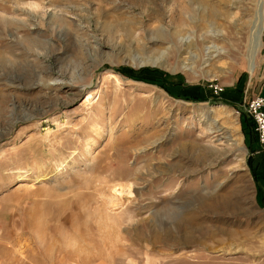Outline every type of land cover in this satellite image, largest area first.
I'll return each mask as SVG.
<instances>
[{"label": "rangeland", "instance_id": "rangeland-1", "mask_svg": "<svg viewBox=\"0 0 264 264\" xmlns=\"http://www.w3.org/2000/svg\"><path fill=\"white\" fill-rule=\"evenodd\" d=\"M0 20V264H264V148L237 110L264 96V0H0ZM120 66L245 81L191 102Z\"/></svg>", "mask_w": 264, "mask_h": 264}, {"label": "trees", "instance_id": "trees-1", "mask_svg": "<svg viewBox=\"0 0 264 264\" xmlns=\"http://www.w3.org/2000/svg\"><path fill=\"white\" fill-rule=\"evenodd\" d=\"M115 71L138 81L156 84L163 88L170 95L191 102H201L206 100L216 102L217 100H220L222 103L232 105L237 102V100L241 99L243 92L241 87L245 81V73H242L234 87L224 88L217 94H214L212 90H208V94H206L205 90L200 85L185 84L182 81V77L180 75H172L158 68L145 66L139 69H133L129 66H120L115 68ZM236 105V107L239 106L237 103ZM237 110L240 112V124L242 132L245 136L246 145L249 150L252 149V152L256 148V146H253V144L256 145V135L254 132L253 120L241 108H237ZM260 163L264 164L263 159L255 162L252 155H249L247 158V165L256 184L258 200L264 207V186L261 187V179L257 173V168L259 167ZM262 182H264V174Z\"/></svg>", "mask_w": 264, "mask_h": 264}, {"label": "bare ground", "instance_id": "bare-ground-1", "mask_svg": "<svg viewBox=\"0 0 264 264\" xmlns=\"http://www.w3.org/2000/svg\"><path fill=\"white\" fill-rule=\"evenodd\" d=\"M0 23H2L1 22V20H0ZM1 25V24H0ZM5 25V24H4ZM1 27V26H0ZM2 30V29H1ZM254 44V43H253ZM214 112H215V110H214ZM215 114V113H214ZM96 123V122H95ZM94 123V124H95ZM95 126V125H94ZM216 128V129H215ZM93 129V128H92ZM233 130H234V133H235V128L233 127ZM208 133L209 134H211V133H214V132H219V130L217 129V127H213V126H211L210 125V127L208 128ZM230 140L232 141V144H234V145H236V144H238V139L234 136L233 138H232V135H231V138H230ZM202 155V154H201ZM201 157V156H200ZM42 178V177H41ZM125 187H127V186H125ZM125 187H121V191H120V194L123 192V191H125ZM129 188V187H128ZM119 189V188H118ZM128 190H130V189H128ZM117 188L114 186V188H113V191H112V198H108V199H110V202H112V205L113 206H115V205H117L118 204V202H116L115 203V201L113 202V199H115L116 197H118L117 195L119 194H117ZM126 192H127V190H126ZM129 192H131V191H129ZM127 195V194H126ZM216 196V195H215ZM125 197V196H124ZM195 198V199H194ZM193 198V200H195L196 201V205H197V208L199 207L200 209H203V208H205L206 206L207 207H209V208H214V206H211V205H214L215 203H216V199H217V197H214V194H206V195H199V194H197V196H195ZM120 199V198H119ZM122 199V198H121ZM118 201V200H117ZM206 203H209V204H206ZM119 204H121V203H119ZM218 205V204H217ZM198 208V209H199ZM114 209V208H113ZM199 209V210H200ZM194 210V208L193 209H189V210H187L186 211V213H184L183 215H182V217L178 220V221H176V223L174 224L176 227H179L181 224H185V226H186V228L185 229H187L186 230V233L184 234L185 236H189L190 234H191V231L190 232H188V230L190 229V228H187V226H189V225H191V224H193V220H194V217H195V214L196 213H191L192 211ZM210 213V212H209ZM214 213V212H213ZM202 217V216H201ZM210 218V217H209ZM199 222V221H198ZM196 225V224H195ZM203 226V225H202ZM190 227V226H189ZM192 229V228H191ZM190 229V230H191ZM198 229V228H197ZM195 230V229H194ZM193 231V230H192ZM176 232V231H175ZM179 232V231H178ZM194 232V231H193ZM168 233V232H167ZM208 234V233H207ZM209 235V234H208ZM195 238V237H194ZM183 241V240H182ZM202 241V240H201ZM204 246H207L205 243L203 244Z\"/></svg>", "mask_w": 264, "mask_h": 264}, {"label": "built area", "instance_id": "built-area-1", "mask_svg": "<svg viewBox=\"0 0 264 264\" xmlns=\"http://www.w3.org/2000/svg\"><path fill=\"white\" fill-rule=\"evenodd\" d=\"M218 90L221 89H214L215 92ZM242 110L252 117L258 144L264 148V96L256 95L250 98Z\"/></svg>", "mask_w": 264, "mask_h": 264}]
</instances>
